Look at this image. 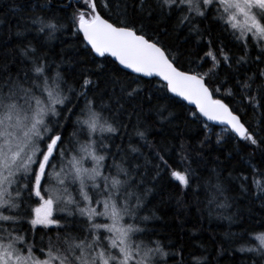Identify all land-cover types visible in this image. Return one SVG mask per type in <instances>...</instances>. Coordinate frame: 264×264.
I'll return each mask as SVG.
<instances>
[{
  "label": "snow or ice",
  "instance_id": "1",
  "mask_svg": "<svg viewBox=\"0 0 264 264\" xmlns=\"http://www.w3.org/2000/svg\"><path fill=\"white\" fill-rule=\"evenodd\" d=\"M48 3L39 12L33 5L29 15L12 9L18 20L9 25L8 40L14 36L16 43L0 65V264H220L230 250L214 236L208 244L165 243L148 227L155 213L141 212L163 175L191 188L193 152L204 159L229 139L238 153L247 149L241 159L251 172H229L227 179L264 206V0H75L67 18L45 12ZM153 18H175L174 31L186 28L195 51L173 48L150 32L146 21ZM208 21L225 25L239 55L202 27ZM68 26L77 41L70 45L75 60L51 46ZM73 63L83 67L69 83L63 69ZM122 70L129 71L121 76ZM168 93L194 106L187 119L204 129L195 147L166 139L163 126L176 114L153 100L170 102ZM249 110L252 120L244 118ZM153 114L159 128L149 120ZM209 122L222 126L214 141ZM118 134L121 143H113ZM212 171L222 196L220 173ZM254 239L259 243L235 251L264 264V231Z\"/></svg>",
  "mask_w": 264,
  "mask_h": 264
},
{
  "label": "trees",
  "instance_id": "2",
  "mask_svg": "<svg viewBox=\"0 0 264 264\" xmlns=\"http://www.w3.org/2000/svg\"><path fill=\"white\" fill-rule=\"evenodd\" d=\"M45 3L46 0H0V18L5 21L4 24H0V65H3L6 60H10L4 53L7 47L16 43L14 36L11 41L8 40L9 25L14 28L18 20L17 14L12 9L18 6L23 10L20 15H29L31 14L30 10L33 5H36L35 10L39 12L40 5ZM74 3L75 0H71V3L70 0H50V3L47 4V8L44 11L49 15L54 11L58 18H67L73 11ZM62 4L68 5V7H62ZM146 23L149 24L150 32L155 30L161 33L167 45L173 48H179L181 51H195L194 38L185 40V37L188 35L186 28L174 31L176 24L175 18L162 23L153 18L151 21H146ZM202 27L210 28L214 39L222 40L233 53L236 55L240 54L237 43L232 40L228 33L222 31L225 25L208 21ZM164 29H167L166 36L163 35ZM71 33L72 28L70 26L65 27L61 32L57 33V38L52 41L51 46L57 53L61 48L66 49V55L75 60L74 49L70 45L76 44L77 41ZM29 38H31V34H29ZM83 52L84 49L81 48V59H83ZM252 55H255V52ZM103 59L96 58L97 61ZM90 63L91 61H89ZM82 67L83 65L76 63H73L71 66L64 65L63 70L68 76L69 83H74L79 79V73ZM10 70L16 72L18 65L10 64ZM124 72L127 71L122 70L120 75L123 76ZM93 78L95 79V76ZM156 79L144 78L146 82L148 80H153L154 82ZM151 87L152 85H148V88ZM167 95L171 97L170 102L165 101L163 98L153 100V104L167 103L168 110L176 114L171 124L165 123L163 126L166 139L173 143L183 141L185 144H190L195 147L198 141L203 139L204 129L187 119L188 110L194 107L186 105L170 93ZM226 102L233 103L237 107L239 106L238 101H231V98H226ZM80 103L83 104V101L81 100ZM133 103L129 102L126 104L129 112L132 110ZM244 118L248 120L253 119L251 110H249ZM121 119L127 122L126 116L122 115ZM256 119H259V114H257ZM149 120L154 123L156 128L160 127L159 123H156L157 117L155 114L151 115ZM132 123H135V117H133ZM210 125L213 127L214 141L215 133L220 132L221 127ZM72 130V126L68 125L67 132L71 133ZM128 131L131 133L132 129L129 128ZM119 137L120 134L113 140V143H121ZM136 140L137 138L133 136L134 143ZM124 143L125 145L127 144V138H125ZM229 152L232 153L231 156L228 155ZM144 153L145 156L140 157L139 162L141 164L144 163V159L148 155L146 149ZM246 153L247 149H243L242 146L241 151L238 153L235 150V142L231 139L227 140L222 146L216 147L214 145L204 159H200L193 152L191 167L195 170L196 175L193 177L194 183L189 189L178 187V182L171 180L167 175H163L155 184L151 195L145 198L146 206L141 212L142 215L155 213V216L158 217L148 222V227L154 229L155 238L165 243L169 239L176 241L178 238H182V242L185 244H208L209 237L214 236L217 241V246L223 244L230 250L225 256L220 258V264H252L251 253H240L236 252L235 249L242 244L246 246L258 244L254 236L264 231V228L261 227V224L264 223V206H262V201L253 195H242L237 180L230 182L227 179L229 172H232L233 177L239 176L241 172L244 174L251 172L246 161L241 159V156L246 155ZM170 162L175 166L178 163V158L174 156ZM212 169H216L220 173L221 182L226 189L222 196L215 191L216 173ZM151 175L152 173L149 172V176L146 179L150 180ZM146 186L153 187L150 182ZM225 197H227V200H225ZM178 200L181 201L180 204L177 203ZM209 200H213V202L210 204ZM221 202L228 203L231 206L221 209L217 207V204ZM181 223H183V228L180 226ZM256 259L259 258L256 257ZM169 264H171V261Z\"/></svg>",
  "mask_w": 264,
  "mask_h": 264
},
{
  "label": "water",
  "instance_id": "3",
  "mask_svg": "<svg viewBox=\"0 0 264 264\" xmlns=\"http://www.w3.org/2000/svg\"><path fill=\"white\" fill-rule=\"evenodd\" d=\"M125 71H129V70H125ZM135 75V74H134ZM145 78H147V77H145ZM147 79H150V78H147ZM171 94V93H170ZM172 95V94H171ZM177 98V97H176ZM177 99H179V98H177ZM180 100V99H179ZM182 101V100H181ZM182 102H184L186 105H188V106H191V107H194L193 105H189V104H187V102L186 101H182ZM203 119V118H202ZM209 124H212V122H209ZM213 125V124H212ZM215 126H218V127H222V126H220V125H215Z\"/></svg>",
  "mask_w": 264,
  "mask_h": 264
},
{
  "label": "rangeland",
  "instance_id": "4",
  "mask_svg": "<svg viewBox=\"0 0 264 264\" xmlns=\"http://www.w3.org/2000/svg\"><path fill=\"white\" fill-rule=\"evenodd\" d=\"M259 243V242H258Z\"/></svg>",
  "mask_w": 264,
  "mask_h": 264
}]
</instances>
